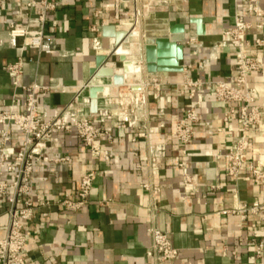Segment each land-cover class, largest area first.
<instances>
[{"label":"crops","instance_id":"0c3cea01","mask_svg":"<svg viewBox=\"0 0 264 264\" xmlns=\"http://www.w3.org/2000/svg\"><path fill=\"white\" fill-rule=\"evenodd\" d=\"M244 1L58 0L44 24L45 35L52 37V52L32 45L21 47V37L11 44L8 21L35 27L34 8L14 6L13 0H5L0 6V111L22 110L26 86L32 82L61 84L64 90L53 88L38 94L39 109L51 114L77 95L83 102L82 112L93 114L97 121V111L115 102L127 83L146 81L152 76L160 80L159 86H147L146 104L141 110L145 124L156 127L151 140L166 144V155L160 160L156 176L143 165L147 141L141 137L132 140L129 129L115 126V117L103 123L113 126L111 141L104 135L100 138L102 146L117 155L108 163L92 161L75 132L61 133L48 143L45 153L51 157L67 155L69 159L35 163L30 195L50 203L41 206L36 216L25 223L28 242L23 251L30 264H151L146 256L148 218L168 231L172 244L178 247L174 264H264V252L256 257L253 245L256 240L264 241V214L263 218L248 215L238 227L239 216L227 211L235 202L264 194V185L246 169L236 184L225 174L227 142L230 133L238 130L236 117L223 120L224 104L215 100L210 86L202 84L196 89L201 96L197 105L200 119L192 139L182 145L171 136L174 117L182 116L188 105H196V97L188 98L184 73L202 80H232L235 55L229 44H221V30L233 23ZM195 18L202 25L200 33ZM170 21L181 29L169 32ZM106 24L126 31L118 43L114 36L103 33ZM134 29L138 31L136 36L131 35ZM148 35L169 36L182 44L180 70L146 71L143 38ZM258 36L264 37V28H252L248 33L251 42ZM119 46L127 51H118ZM249 51L261 57L263 66L249 76L250 85L260 90L262 118L250 130L248 160L264 161V46H251ZM99 54L106 55L104 65L124 74V84L114 85L109 77L92 73ZM18 56L24 63L22 86L12 83L13 76L6 68V63ZM203 58L209 61L202 63ZM91 84L103 86L95 110L89 96ZM206 121L210 124L206 125ZM22 139L23 133L13 127L10 146L15 148ZM182 148L187 150L185 156ZM216 153L218 158L213 156ZM180 160H188L189 169L197 174L200 185L196 195L181 184L177 166ZM90 169H95L96 174L86 205L77 210L61 205L60 200L67 194L75 196L80 176ZM146 180L159 184L157 208L151 213L147 207L153 205L152 196L140 186ZM211 184L219 187L212 189ZM0 206L3 209L5 203ZM40 211H47V215L42 216ZM6 221L7 215L0 212V237L5 233Z\"/></svg>","mask_w":264,"mask_h":264},{"label":"built area","instance_id":"2783aa9c","mask_svg":"<svg viewBox=\"0 0 264 264\" xmlns=\"http://www.w3.org/2000/svg\"><path fill=\"white\" fill-rule=\"evenodd\" d=\"M57 2L58 0H13L14 6L24 5L34 8L37 25L35 27L21 26L14 20H9L8 41L15 45L16 38L21 37V47L32 45L39 50L52 52L54 50L52 37L45 35L44 24L49 13L55 10ZM4 3L5 0H0V6ZM252 28H264L262 0H245L241 9L235 13L233 23L221 30L223 35L221 44H229L232 47L236 60L235 71L230 82L221 78L207 80L191 78L184 73L183 83L188 86V98L196 97V105H188L182 116L174 117L171 136L182 145L192 139L195 124L200 119L197 105L201 96L197 94L196 89L202 84L210 86L215 100L224 104L221 118L228 120L230 117H236L237 119L238 130L230 133L227 142L225 174L236 184L241 172L246 169L259 184L264 185V161L262 159L248 160L250 130L260 124L262 118L260 90L250 85L249 76L262 68L263 61L259 55L251 54L249 47L264 46V37H255L251 42L248 39V33ZM92 29L97 30L95 26H92ZM95 44L98 46L96 41ZM208 61V58L201 59L202 63ZM23 65L21 56L6 63V68L13 76L12 83L16 86L23 85L20 82ZM183 69H185L184 66ZM150 83L159 86V77L152 76L146 81L127 83L115 97V102H106L109 105L97 111V121L93 114L82 112L83 102L77 95L62 109L55 110L51 114L44 109H39L38 94L53 88L64 90L65 86L61 84L40 85L32 82L26 86L28 90L22 110L0 111V205L2 202L5 203L3 209L0 206V212L7 215L5 233L0 237V264H30L23 251L28 242L25 223L36 216L41 206L50 203L48 199L31 197L32 172L36 162H65L69 159L67 155L51 157L44 151L48 143L58 139L61 133L75 132L79 142L87 148L92 161L101 160L108 163L117 155L102 146L100 138L104 135L108 141H111L113 126L103 123L115 117V126L129 129L132 132V140L141 137L147 141L148 153L144 155L143 165L152 176L158 174L160 160L166 155V144L151 140L156 127L145 124L144 111L141 112L146 104V91ZM139 121L142 122L140 126ZM205 124L209 125L210 122L206 121ZM13 127L23 133V139L15 148L10 146ZM181 151L184 156L187 154L185 148ZM218 155L216 153L213 156L218 158ZM177 166L182 186L188 188L190 193L198 194L200 184L197 174L189 169V161L180 160ZM95 174V169L85 171L76 184L75 196L67 194L59 203L71 210L84 207ZM140 186L151 194L153 205L147 209H150V213L154 212L158 201V182L146 180L142 181ZM210 187L214 189L219 185L211 184ZM227 211L239 216L238 227L245 222L248 215L263 218L264 194L250 201L235 202ZM40 214L46 216L47 211H40ZM146 230L148 234L146 256L151 264H174L179 249L172 244L168 231L159 228L149 218ZM253 245L255 256L260 257L264 252V241L256 240Z\"/></svg>","mask_w":264,"mask_h":264},{"label":"water","instance_id":"95a60500","mask_svg":"<svg viewBox=\"0 0 264 264\" xmlns=\"http://www.w3.org/2000/svg\"><path fill=\"white\" fill-rule=\"evenodd\" d=\"M194 21L198 25L197 32L202 31V25L200 20L195 18ZM179 25H175L174 22L169 23V32H175L180 30ZM105 35H111L115 37L118 43L122 37L126 34L124 30H115L113 25L106 24L102 27ZM143 55L144 65L147 72H156L160 70H180V59L183 56V46L181 43L176 42L169 38V36H144L143 38ZM105 54H99L96 56V67L92 68V73L96 76H105L111 79L114 85L124 84V74L115 72L112 66L103 64L105 60ZM103 90V86L100 84H91L89 86V96L92 110L96 109V101L98 92Z\"/></svg>","mask_w":264,"mask_h":264},{"label":"bare ground","instance_id":"6f19581e","mask_svg":"<svg viewBox=\"0 0 264 264\" xmlns=\"http://www.w3.org/2000/svg\"><path fill=\"white\" fill-rule=\"evenodd\" d=\"M138 34V31L137 30H133L132 32H131V35L132 36H136ZM118 51H120V52H125V51H127V49L126 48H123L122 46H119L118 47ZM130 67H131V64H130ZM133 67V66H132ZM131 67V68H132ZM106 90H107V87H106Z\"/></svg>","mask_w":264,"mask_h":264}]
</instances>
